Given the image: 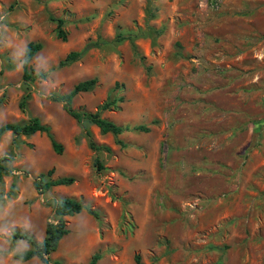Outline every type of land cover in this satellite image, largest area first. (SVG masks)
Segmentation results:
<instances>
[{"label": "rangeland", "instance_id": "374dc122", "mask_svg": "<svg viewBox=\"0 0 264 264\" xmlns=\"http://www.w3.org/2000/svg\"><path fill=\"white\" fill-rule=\"evenodd\" d=\"M63 19L66 40L57 36ZM137 34L115 42L117 34ZM105 40L70 65V51ZM42 43L26 111L22 58ZM96 78L71 106L128 129L88 134L52 96ZM0 125L37 116L45 132L0 138L11 174L0 180V264L54 220L53 205L80 200L49 264H264V0H0ZM144 125L147 131L137 129ZM93 142L98 149L91 148ZM108 148V149H107ZM103 166L98 169L95 161ZM47 178L69 185L34 187Z\"/></svg>", "mask_w": 264, "mask_h": 264}, {"label": "trees", "instance_id": "16d2710c", "mask_svg": "<svg viewBox=\"0 0 264 264\" xmlns=\"http://www.w3.org/2000/svg\"><path fill=\"white\" fill-rule=\"evenodd\" d=\"M50 18L57 22V36L61 40H66V32L62 29L63 19L54 18L50 16ZM137 34L124 35L122 33L117 34L114 38L115 42H120L124 38L132 40L133 37H136ZM105 40H95L86 43L82 49L78 51H70L67 55L58 62V66H66L70 65L73 62L77 61L82 57L84 53H86L89 49L94 47H100L105 44ZM42 48V43L38 41H29L24 49L23 58L21 62L22 66V81L24 84L25 92L19 102V108L21 111H26V101L30 96L29 89L31 86V82L35 78H45L46 73L38 72L34 73L33 69L30 66V62L34 55ZM97 82L96 78H90L87 80H83L74 85L72 90L68 93L52 96L53 100L61 101L63 103L64 110L71 115L78 124H80L81 128L85 130V133L88 134L87 124L96 125L102 134L111 133L115 136L121 134L123 131L128 129V126L119 125L111 120H108L101 116V111L105 110L113 105V100L104 102L95 112H89L86 110H77L72 108L71 102L73 97L82 91L91 90ZM1 104V98H0ZM137 129L142 131H147L148 128L144 125L137 126ZM10 131L14 137H18L20 135L28 136L35 132H45L50 139L53 150L56 153L62 152V145L58 143L52 133L50 132V128L48 125L41 123L40 119L37 116L30 117L27 121L24 122H9L3 123L0 125V138L2 135ZM89 146L94 149H98V146L93 142H89ZM108 149V148H107ZM11 156H1L0 157V180L3 175L11 174V169L7 166V162L11 160ZM98 169H102L103 166L99 160L95 161ZM53 173V168L49 169L46 173H39L36 176L34 181V187L39 193H44L51 186L57 185H69L73 182V177L71 176H63L56 179L47 178L49 175ZM86 210L89 214H91L94 218L99 217V212L95 209H91L89 206L84 205L80 200L74 198H63L53 205L54 211V220L48 221L45 227V235L41 241H35L31 237L26 234H14V237H18L21 239H25L30 242L32 245L31 248L24 250L20 254H15L16 258L22 259L24 261L29 260L33 257H37L43 264H49L50 258L49 255L54 252L57 247L60 239L68 233V228L65 225V216H71L79 213L81 210ZM100 259V254L94 253L88 262L85 264H96ZM135 264H145L141 260L140 254L136 253L134 255Z\"/></svg>", "mask_w": 264, "mask_h": 264}]
</instances>
